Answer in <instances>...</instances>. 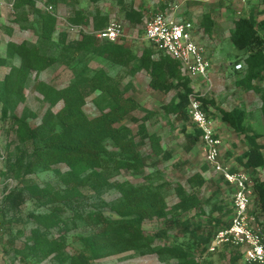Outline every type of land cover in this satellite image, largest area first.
I'll list each match as a JSON object with an SVG mask.
<instances>
[{
	"label": "rangeland",
	"instance_id": "obj_1",
	"mask_svg": "<svg viewBox=\"0 0 264 264\" xmlns=\"http://www.w3.org/2000/svg\"><path fill=\"white\" fill-rule=\"evenodd\" d=\"M0 7V211L2 213V236L0 238V264H69V260L61 262L66 256L72 255L80 248L79 237L91 231L85 213L99 210L108 213L110 204L119 198L120 193L111 186L98 190L79 187L67 191L65 179L73 183L70 168L64 163H53L48 166L34 164L33 149L38 142H33L28 134L19 130L17 119L28 126L38 127L43 114L50 109L56 112L62 102L55 105L45 100L37 88L44 82L55 88H62L73 78L76 66L85 65L88 72L103 68L109 75L120 81V88L126 96L133 97L144 109L153 116L146 121L149 133H156L164 151L169 158L154 154L148 141L140 142L139 150L145 159L141 172L120 170L108 179L110 183L128 181L142 184L150 181L163 184V193L168 205L166 219H150L143 223L147 234L158 233L154 238L155 245L181 242L185 236L179 232L175 221L188 219L189 223L199 222L207 232L209 219L216 218L226 223L230 216L233 200L231 188L217 175L203 169L204 160L200 140L192 144L187 138L195 127L190 120L179 119L175 115L166 114L162 105L168 102L178 91L174 89L167 94L152 90L148 86L149 75L144 70H135L133 64L138 60L145 47L152 46L144 36V25L155 13L171 12L176 7V15L190 20L193 24L195 41L204 49V56L209 61V74L212 85L201 79L191 80V87L203 97L211 98L215 105L227 110L240 106L248 113L245 123L260 133L257 141L264 145V117L260 113V100L253 91L235 86L244 66L235 68L237 62L246 55V51L234 47L229 40L233 22L240 16L254 14L257 21L264 18L263 0H35V7L28 5L17 9V0H1ZM37 10L50 13L56 19L55 30L48 41L40 37L41 26ZM241 10L238 14L237 11ZM135 11L141 14V21L132 23L125 17V12ZM76 12L81 14L82 22L73 24L70 18ZM209 14L213 26L209 32L203 25L204 15ZM104 18L107 26L110 22H118L123 27L121 41L136 58L123 64H116L105 56L93 53H80L69 59L70 54L53 65L41 70H30L23 84L22 96L8 92L4 87L5 76L12 67L18 66L20 58L12 52L13 44L29 42L37 45L43 54L58 57L62 44L60 34L66 35L64 45L78 41L83 34L94 36L99 29L95 28L96 19ZM104 26V27H105ZM102 29V28H100ZM259 33H261V30ZM95 37V36H94ZM96 38V37H95ZM98 39V38H97ZM104 44V40L98 39ZM114 42V43H116ZM158 54H154L157 58ZM69 59V62L67 61ZM264 84V80L261 82ZM94 92L85 99L84 112L89 117L100 113L95 104ZM208 113L215 120L217 133L223 141L221 157L225 164L246 172L251 178L256 175L264 181V166L257 168L255 175L236 161L247 148V140L235 133L220 119L215 106H207ZM141 110L133 115L142 117ZM126 124L135 132L136 123L127 116ZM264 153V150H263ZM30 164V170H27ZM34 164V165H33ZM207 168V167H206ZM199 172L205 178L202 186H192L188 178ZM89 171H78L73 174L83 177ZM253 180V178H252ZM181 186L186 193H195L201 207L193 208L186 213L174 210L178 201L176 187ZM15 193L24 197V202L17 208L11 206L10 195ZM55 207V208H54ZM215 207H220L216 209ZM251 211L257 218L258 225L264 234V215L257 204V195L252 200ZM42 234L60 244L61 252H50V248L35 246V236ZM237 257V258H235ZM235 258V259H234ZM94 264H179L178 259L171 258L165 262L156 255H139L135 251H126L99 258ZM184 264H242L241 254L232 248L221 247L216 251H196L191 259Z\"/></svg>",
	"mask_w": 264,
	"mask_h": 264
},
{
	"label": "trees",
	"instance_id": "obj_2",
	"mask_svg": "<svg viewBox=\"0 0 264 264\" xmlns=\"http://www.w3.org/2000/svg\"><path fill=\"white\" fill-rule=\"evenodd\" d=\"M26 5L35 7V0H17L15 3L17 9ZM36 12L41 26L40 37L48 41L55 30L56 19L50 13H43L37 9ZM125 17L132 23L141 21V14L135 11L125 12ZM82 18L81 14L76 12L70 21L78 24L83 21ZM103 20L104 18H97L94 27L104 28ZM203 25L205 31L211 30L213 21L209 14L204 15ZM65 38L66 35L61 33L59 40L62 49L58 57L43 54L33 43L13 44L11 53L19 56L20 63L17 67H12L5 76V89L22 96L23 84L30 70L41 71L57 61L63 62L67 54H70L69 59H72L80 53H93L105 56L116 64H123L136 58V55L131 54L121 41L114 43L104 40V44H101L98 42L99 38L83 34L78 41L64 45ZM229 40L235 48L246 51L242 62L236 63L244 68L234 84L258 95L260 113L264 117V84H261L264 80V18L257 21L252 13L248 16H240L233 22ZM155 53L157 52L153 46L145 47L132 68L144 69L148 73L150 77L148 86L152 90L167 94L175 88L178 89L176 94L162 105V109L168 115L187 119V97L193 90L191 80L183 75L178 60L159 52L158 57L154 58ZM75 71L73 78L65 87L58 89L44 82L37 84V88L50 105L62 102V106L56 112L48 109L43 114L40 126L31 127L17 119L19 130H24L20 132H26L33 142H38L33 149L34 164L48 166L60 162L70 168L73 183L70 185L65 179L68 183L67 191L86 186L98 190L112 184L111 186L120 193L119 198L110 204L108 213L99 210L85 213L84 217L91 231L79 237L80 248L72 255H65L61 262L69 260V264H94L95 260L108 255L135 251L139 255H156L165 262L176 258L179 264H184L196 251H206L214 234L219 228L227 225L228 220L226 223H220L219 219L210 218V229L207 232L199 222L189 223L188 219L177 220L175 225L185 239L181 242L175 240L173 244L155 245L154 238L159 234L150 235L144 232L143 223L146 220L166 219L168 215V205L162 190L163 184H153L150 181L142 184L128 181L110 183L108 178L120 170L133 172L143 170L145 159L139 150L137 137L141 143L147 140L154 154L162 155V159L169 158V153L161 146L160 137L147 130L146 121L153 116V113L144 109L133 97L126 96L120 88V81L103 68L89 73L88 68L82 65L76 66ZM94 92H98L95 104L100 108V113L89 117L84 112L83 106L86 97ZM199 99L207 112V106L214 105L221 121L235 133L245 137L247 148L237 156L236 161L255 175L257 168L264 166V145L257 141L260 133L245 123V110L240 107L225 110L220 105H215L211 98L199 96ZM136 110L143 111V116L135 117L133 113ZM127 116L136 123L135 132L126 124ZM199 136L200 132L197 129L187 134L192 145L199 140ZM28 167L27 170H30V164ZM203 169H207L206 166ZM86 170L89 173L83 177L73 174ZM252 178L257 204L264 215V181L256 175ZM188 183L192 186H202L205 178L201 173L196 172L188 178ZM176 194L178 201L173 205L174 210L186 213L193 208L201 207L195 193H186L183 187L178 186ZM10 201L11 206L17 208L24 202V197L15 193L13 196L10 195ZM215 208L220 209V207ZM34 244L42 248H50V252L58 254L61 252L57 241L39 233L35 236ZM234 250L238 253L236 249Z\"/></svg>",
	"mask_w": 264,
	"mask_h": 264
},
{
	"label": "built area",
	"instance_id": "obj_3",
	"mask_svg": "<svg viewBox=\"0 0 264 264\" xmlns=\"http://www.w3.org/2000/svg\"><path fill=\"white\" fill-rule=\"evenodd\" d=\"M245 2L246 0H232ZM3 1L0 0V7ZM176 7L171 12L160 11L146 20L144 36L158 53L166 54L178 60L183 75L190 80L201 79L211 87L209 77L210 63L204 56V49L193 36V24L190 20L176 15ZM241 10H238L239 14ZM96 38L111 42L123 36V27L118 22H110L95 32ZM235 68H241L236 64ZM197 90L187 97L186 111L192 125L200 132L199 140L204 164L222 179L232 190L233 200L228 223L214 234L207 246L208 251L221 247L236 249L243 264H264V234L258 225L256 215L251 211L255 197L253 180L241 170L225 164L221 157L222 140L217 133L215 121L203 108ZM2 234V214L0 211V238ZM1 249V247H0Z\"/></svg>",
	"mask_w": 264,
	"mask_h": 264
},
{
	"label": "crops",
	"instance_id": "obj_4",
	"mask_svg": "<svg viewBox=\"0 0 264 264\" xmlns=\"http://www.w3.org/2000/svg\"><path fill=\"white\" fill-rule=\"evenodd\" d=\"M195 39V38H194ZM237 70H239V69H237ZM209 73V72H208ZM209 77H210V74H209ZM210 80H211V77H210ZM211 85H212V82H211ZM237 107H240V106H237ZM241 108V107H240ZM225 110H227L226 108H225ZM229 110V109H228ZM246 115L248 116V113L246 112ZM215 121V120H214ZM216 125V124H215ZM221 137V136H220ZM222 139V138H221ZM223 140V139H222ZM222 143H223V141H222Z\"/></svg>",
	"mask_w": 264,
	"mask_h": 264
}]
</instances>
